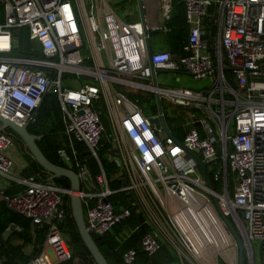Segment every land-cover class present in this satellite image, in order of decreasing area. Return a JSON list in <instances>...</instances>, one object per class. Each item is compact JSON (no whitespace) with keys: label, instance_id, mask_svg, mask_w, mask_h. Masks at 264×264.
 <instances>
[{"label":"built area","instance_id":"2783aa9c","mask_svg":"<svg viewBox=\"0 0 264 264\" xmlns=\"http://www.w3.org/2000/svg\"><path fill=\"white\" fill-rule=\"evenodd\" d=\"M127 1L90 0L87 10L84 0H0V116L27 127L43 96L56 95L66 139L57 157L79 180L75 194L91 238L111 232L134 208L142 223L132 233L149 228L140 251L152 257L167 244L184 259L194 250L174 214L191 219L206 204L230 235L213 197L241 238L247 264H253L252 241L260 243L264 264V0H182L188 31L176 58L166 51L149 57L146 47L150 31H168L171 0H140L143 22L130 20L139 6ZM210 11L214 35L206 27ZM149 64L196 81L210 79V86L195 93L132 83L152 80ZM127 85L189 109L182 140L155 129L121 90ZM16 136L0 132V176L7 186L20 187L7 194L3 186L0 205L27 219L32 233L45 231L40 253L18 264H69L72 253L61 229L64 196L73 193L50 178L17 171ZM190 153L205 164L217 190L206 186ZM100 158L113 169L110 177ZM112 183L119 189L112 190ZM116 193L128 195L130 207L110 201ZM136 256L135 249L127 250L121 264H135Z\"/></svg>","mask_w":264,"mask_h":264},{"label":"trees","instance_id":"16d2710c","mask_svg":"<svg viewBox=\"0 0 264 264\" xmlns=\"http://www.w3.org/2000/svg\"><path fill=\"white\" fill-rule=\"evenodd\" d=\"M172 11L171 18L167 23V28L172 32L180 34L184 32V29H187V24L185 21L184 14V5L182 0H171ZM215 28L213 29V31ZM186 44V39L183 42V45L180 48V55H183L182 49ZM24 49V48H23ZM226 65V63H224ZM225 77L230 79L231 72L225 71ZM130 99H133L131 95H128ZM139 104L138 100H136ZM103 121L104 119L101 118ZM27 132L30 135L38 137L36 144L45 158L52 164L62 167V164L59 162L57 157V150L59 148L66 146V139L63 134V124L62 117L60 114L58 100L54 93H49L43 99L39 109L34 115V123L26 127ZM61 136L63 139V146L59 148H53L52 142H59L57 139ZM51 142V143H50ZM106 147V145H104ZM101 159V158H100ZM104 171L107 177H110L114 173L113 169L107 164V161L101 159ZM31 166L35 167V170H42L41 167L32 160ZM93 173H96V170L93 169ZM32 173L31 175H33ZM28 176V175H27ZM52 182L59 186L62 189L70 190V183L65 178H56ZM212 188L217 190L219 184L211 182ZM112 190L119 189V186L115 183L110 184ZM11 192H9L10 194ZM110 201L115 204L119 203L124 207H130V198L126 194L116 193L111 198ZM64 203L67 209V220L64 227L61 229L62 234L69 238L66 239L69 248L71 249V264L76 260V254L73 251V246L76 247V251L80 250L84 253L85 257L79 261L81 264H95L91 258L88 250L84 246L78 232L74 220L72 218L70 207H69V197L64 196ZM142 221L140 214L136 212V209L131 208V216L125 221L121 222L115 226L111 232L103 236L102 238L92 237L93 242L95 243L97 249L101 253L102 257L105 259L107 264H121L122 254L129 249H135L137 251L135 264H154L155 256L162 255V249L158 251L152 257H148L146 254L140 251V237L145 232L143 230H137L133 232L132 230L139 226ZM21 229V232L18 234L27 241H33L34 246L36 247V252H39L41 245L44 239L45 231L40 230L35 232V236L31 238L29 236V221L22 216H19L11 211H9L4 205H0V259L2 264H16V260H21L23 263L28 262V258L23 255L21 252L22 246H11L9 242H4L2 239V233L11 225ZM148 231V230H147ZM126 234H130L129 237H126ZM246 262V261H245ZM244 262V263H245Z\"/></svg>","mask_w":264,"mask_h":264},{"label":"rangeland","instance_id":"374dc122","mask_svg":"<svg viewBox=\"0 0 264 264\" xmlns=\"http://www.w3.org/2000/svg\"><path fill=\"white\" fill-rule=\"evenodd\" d=\"M86 9H90V0H84ZM120 15V13H119ZM4 22V15L2 6L0 5V24ZM23 48L24 51H28L29 44L27 42V35L26 31L23 33ZM153 39H155L153 37ZM153 50L158 51L159 46L153 45ZM14 53H18V49L14 50ZM140 84L153 86V82H142L140 81ZM210 85V79L207 80H194L190 75L185 74L183 72L179 73H171V72H160L156 74V86L161 89H167V90H181V89H187L191 92H195L201 89V87H209ZM121 90L124 93H129L131 97L135 98V100H138L140 108L145 111L148 114L158 113V107L156 103L155 94L149 91L135 89V88H128V87H120ZM160 100V107L163 116L165 117V122L167 124V127L170 130H176L181 129L182 120L186 115L189 113L186 112V114L181 113V108L178 106L172 104L169 102L168 98L165 96H161L159 98ZM184 108V107H183ZM187 109V108H186ZM17 137V136H16ZM59 142H50L53 148H59L62 147L64 144L63 138L59 136L57 138ZM16 149L20 152L27 151L28 148L25 146L23 141L21 139H15ZM19 152V153H20ZM30 152V151H29ZM16 154V153H15ZM15 160H19L20 156L19 154L14 155ZM213 204V202H211ZM214 206V205H213ZM142 223V222H141ZM221 228V227H220ZM149 228L147 226L141 225L140 230L147 231ZM221 232L223 230L221 229ZM224 233V232H223ZM222 233V234H223ZM226 235L225 233L223 234ZM227 240L230 243L231 247L222 248L220 249V246H209L204 250L203 252H194L192 254L185 253L186 258H180V256L174 252L169 245L164 244V248L168 251L169 256L172 255L171 260L175 261L176 264H238V248L235 245V241L232 239V237L229 235L227 236ZM65 239H68L66 237ZM29 244V243H27ZM26 244V245H27ZM252 252H253V264H260V258H259V248L260 243L258 241H252ZM211 247V248H210ZM209 248V249H208ZM230 248V249H229ZM73 251L76 254L75 258L77 261H81L85 255L82 251H76V247L73 246ZM25 252L27 255L33 256L36 252L35 249L32 248V246H26ZM48 254L50 257H52V254L50 251H48ZM199 255V257H198ZM156 257V256H155ZM246 261V262H245ZM245 262V263H244ZM243 264H247V259L244 257Z\"/></svg>","mask_w":264,"mask_h":264},{"label":"water","instance_id":"95a60500","mask_svg":"<svg viewBox=\"0 0 264 264\" xmlns=\"http://www.w3.org/2000/svg\"><path fill=\"white\" fill-rule=\"evenodd\" d=\"M137 1H138V6H139L140 20H141V22H143V11H142V8H141V3H140V0H137ZM146 47H147L148 56L150 57L152 52L149 49L148 42H146ZM150 68H151V71H152L153 87H157L156 86V81H155L156 73L161 72V71L170 72V71H166V70H153L151 65H150ZM223 69L224 70H230V68H223ZM44 98H45V96H43V98L41 100V103H42ZM155 98H156V103H157V107H158V113H157L158 117H150L148 119V121H149V123L151 125H154L155 129L161 128L166 136L174 138L172 133L169 131V129L167 127V124L165 122V119L163 117V114H162V111H161V107H160L159 96L155 95ZM5 130H10L11 132L16 134L23 141L25 146L30 151L34 161L43 170H45L47 173H49L51 175L50 176V180H54L56 178H65V179H67L69 181V183H70V191L73 193L69 197V207H70V212H71L72 218H73L74 223H75L76 228H77V232H78V234H79L84 246L88 250L91 258L95 262V264H107L105 259L102 257L101 253L97 249V247H96L95 243L93 242L92 238L89 236V234L85 230L80 199L75 194V193H77L79 191V180H78L76 174L74 172L66 169V168H63L61 166H58V165H55V164H52L51 162H49L45 158V156L42 154V152L40 151V149L38 148V146L36 144L37 137L34 136V135H30L27 132L26 126H23V127L22 126H18L17 124H15V123H13L11 121H8V120H6V119H4V118H2L0 116V132L5 131ZM190 155L195 159V161L197 162L198 166L200 167V169H201V171L203 173V176H204V180H205L206 186L210 190H212V185H211L209 176H208V174L206 172L205 164L199 159V157L197 155H195L193 153H190ZM0 189H2V188L0 187ZM211 200H212L213 205H214V207H215V209L217 211L218 216L221 218V220L223 221V223L227 227L232 239L236 243V246L238 248V264H243V260H244V257H245L244 244H243L241 238L239 237V235L237 234L236 230L234 229V227L230 223V221L220 211V209H219V207L217 205V201L215 200V198L211 197ZM15 230H16L15 226L13 224H11L2 233L3 241L7 242L9 236Z\"/></svg>","mask_w":264,"mask_h":264},{"label":"crops","instance_id":"0c3cea01","mask_svg":"<svg viewBox=\"0 0 264 264\" xmlns=\"http://www.w3.org/2000/svg\"><path fill=\"white\" fill-rule=\"evenodd\" d=\"M125 4H129L130 6H133V5H136L138 6L137 4V0H130V1H127ZM130 20H134V19H139L140 20V13H139V9L137 7V11L134 12L133 14L130 15ZM214 20H215V15L213 13V11H210V14H209V17L206 18V27L207 29L210 31L211 34L214 35V33L216 32V26H215V23H214ZM215 28V30L213 31V29ZM187 29L185 28L184 29V32L180 34H175V33H172L169 29L166 33H163V32H155V31H150L149 32V40H148V46H149V49L151 50V52H160V51H166V52H169L173 58H176V57H179L181 56L180 55V48L181 46L183 45V42L185 41V39L187 38ZM153 37L155 39H153ZM208 39V37H205ZM158 45L159 46V50L158 51H154L153 50V45ZM167 71V70H166ZM163 72V71H161ZM160 73V72H158ZM173 73V72H171ZM184 73V72H183ZM157 74V73H156ZM186 74V73H185ZM131 81V80H129ZM152 81V80H151ZM149 81V82H151ZM155 81H156V75H155ZM132 83L136 82V83H140V81L136 80V81H131ZM147 82V81H145ZM210 86V85H209ZM126 87L128 88H132L130 87L129 85H127ZM206 88L208 87H201L200 90L198 91H195V93H201V92H204L206 90ZM187 90V89H186ZM189 91V90H188ZM127 96L130 95L129 93H125ZM132 100H135V98H133ZM136 101V100H135ZM179 108H181V113L183 114H186L190 112L189 109H186V108H183V107H180L178 106ZM143 111V110H142ZM200 113V112H199ZM143 114L150 118V117H154L155 115H157V113H151V114H148L146 113L145 111H143ZM188 115H186L184 117V119L187 117ZM165 119V117H164ZM183 119V120H184ZM182 120V121H183ZM103 121V120H102ZM173 137L177 140H182L183 136H184V131L183 129L179 128V129H176V130H170ZM28 150V149H27ZM20 151H16V154L20 156V159L16 161V167H17V171L21 172L23 175L27 176V175H31L32 173L34 174H39L42 178H46V179H49L50 178V174L47 173L45 170H35V167L34 166H31V162L33 159L31 153L27 151H24L23 152H20ZM15 154V155H16ZM4 186L5 188V191L7 194H9V192H11L10 194H14L16 192H18L20 190V187L18 186H14V185H11V186H7V184H5L3 178L0 176V187L2 188ZM15 231L9 236L8 238V242L9 244H11V246H22V249H21V252L23 253L24 256H26L29 260L34 257L35 255L39 254L41 249H42V245H41V249L39 252H36V247L34 246L33 244V241H27L25 243V240L20 237L18 234L21 232V229L16 227L15 226ZM37 231H40V229H36L35 232ZM29 236L31 238H33L35 236V233H32L31 232V227L29 225ZM45 235V234H44ZM44 240V239H43ZM29 243V244H27ZM43 243V242H42ZM32 246V248L35 249V254L33 256H30V255H27L26 252H25V249H26V246ZM165 247V246H164ZM162 248V255H157L154 260V264H176L175 261H172L171 258H172V255L169 256V253L168 251L165 249V248ZM16 264L18 263H23V261L21 260H16L15 261Z\"/></svg>","mask_w":264,"mask_h":264},{"label":"bare ground","instance_id":"6f19581e","mask_svg":"<svg viewBox=\"0 0 264 264\" xmlns=\"http://www.w3.org/2000/svg\"><path fill=\"white\" fill-rule=\"evenodd\" d=\"M153 8V5H151V9ZM205 209L206 211L200 212L191 219H188L184 213L174 214L176 222L191 241L194 252H203L209 246L215 247L219 245L220 249H222L223 247H228L229 244V247H231L226 237L228 234L223 230L214 212L206 204ZM221 229L226 234L224 237Z\"/></svg>","mask_w":264,"mask_h":264}]
</instances>
